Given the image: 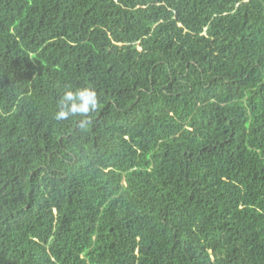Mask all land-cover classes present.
<instances>
[{
	"label": "trees",
	"instance_id": "trees-1",
	"mask_svg": "<svg viewBox=\"0 0 264 264\" xmlns=\"http://www.w3.org/2000/svg\"><path fill=\"white\" fill-rule=\"evenodd\" d=\"M0 264H264V0H0Z\"/></svg>",
	"mask_w": 264,
	"mask_h": 264
},
{
	"label": "clouds",
	"instance_id": "clouds-1",
	"mask_svg": "<svg viewBox=\"0 0 264 264\" xmlns=\"http://www.w3.org/2000/svg\"><path fill=\"white\" fill-rule=\"evenodd\" d=\"M81 99L84 102L80 105L73 103L70 111L72 113H85L88 111V105L91 104L92 108L95 109L97 106L95 95L88 90H77L76 92L69 91L65 94V100H76ZM68 115L67 111H61L58 113V118H66Z\"/></svg>",
	"mask_w": 264,
	"mask_h": 264
},
{
	"label": "bare ground",
	"instance_id": "bare-ground-1",
	"mask_svg": "<svg viewBox=\"0 0 264 264\" xmlns=\"http://www.w3.org/2000/svg\"><path fill=\"white\" fill-rule=\"evenodd\" d=\"M162 66V65H161Z\"/></svg>",
	"mask_w": 264,
	"mask_h": 264
}]
</instances>
